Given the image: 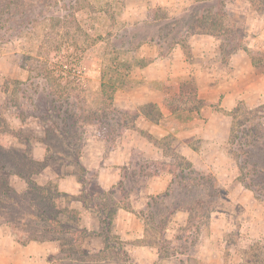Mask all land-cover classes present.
<instances>
[{
	"label": "rangeland",
	"instance_id": "rangeland-1",
	"mask_svg": "<svg viewBox=\"0 0 264 264\" xmlns=\"http://www.w3.org/2000/svg\"><path fill=\"white\" fill-rule=\"evenodd\" d=\"M129 1L0 0V159L7 162L5 169L0 167V222L21 243L58 241L64 264H98L104 255L84 250L88 234L80 227L81 214L100 212L101 206L106 215L118 200L124 208L131 206L144 177L166 173L171 195L151 210L146 240L159 247L165 262L203 264L214 236L218 240H212L213 246L225 251L221 260L216 257L218 262L264 264V193L258 188H264V182L256 176V183L261 181L257 190L247 187L240 160L244 152L251 164L260 160L264 112L250 111L242 103L233 111L229 158L218 161V172L215 165L196 169L172 140L158 141L147 125L142 129L139 117L159 120V112L152 106L122 109L115 97L120 92L127 98L126 92L137 87L132 72L151 62L153 51L162 57L180 44L190 55L184 27L193 18L129 28L123 22ZM194 11L205 13L206 20L191 25L193 32L223 41L221 53L228 59L257 37L264 0H216ZM119 78L123 84L114 90ZM181 85L186 93L179 98L185 105L180 121L184 130H191V118L200 107L196 84L189 79ZM163 125L171 133L181 130L177 119ZM127 130L148 137L163 155L158 160L138 156L122 172L116 196H103L98 167L107 164ZM250 139L252 147L245 151ZM181 172L189 173L187 182L194 185L184 186L177 177ZM213 182L216 191L210 190ZM180 211L187 214V224L175 225L173 216ZM51 218L56 223L51 224ZM169 228L176 239L166 238ZM117 256L128 260L125 254Z\"/></svg>",
	"mask_w": 264,
	"mask_h": 264
},
{
	"label": "crops",
	"instance_id": "crops-1",
	"mask_svg": "<svg viewBox=\"0 0 264 264\" xmlns=\"http://www.w3.org/2000/svg\"><path fill=\"white\" fill-rule=\"evenodd\" d=\"M210 1L216 0H130L123 22L129 28L139 25L156 27L163 22L178 21L181 17H193L195 7ZM260 19L261 25H258L254 41H245L244 47L234 51L228 59L221 53L223 41L198 31L187 36L190 55L180 44L162 57H157L153 51L149 56L154 59L132 72L137 87L129 89L126 92L128 97L124 99L120 92L117 93L116 105L122 109L138 110L145 106L154 107L159 112V120L141 115L137 124L142 129L149 128V133L158 141L172 140L171 145L196 169L204 170L215 165L214 170L218 172V161L223 163L229 158L226 147L231 140L233 111L242 103L250 111L264 112V15ZM256 27L257 24L252 25L251 31ZM189 79L196 84L200 107L191 118L195 127L184 130L185 124L180 118L185 105L179 98L186 93L181 83ZM169 118L179 121V132L171 133L168 127H164L163 122ZM162 155L163 150L155 142L137 131L127 130L110 151L107 164L98 167V184L109 192L121 183L122 172L138 156L158 160ZM61 184L66 190L65 183ZM170 185L171 177L166 173L144 177L143 184L131 196V210L119 207L109 231L105 230L101 212L82 213L80 227L88 234L83 243L85 252L104 255L98 264H170L161 258L159 247L146 241L147 224L139 216L149 199L166 193ZM173 217V224H187L188 216L184 212L180 211ZM167 232L168 240L175 238L173 229L169 228ZM213 239L218 240L214 236L209 239L204 252L207 256L201 258L203 264H223L220 260L225 251L215 242L214 247ZM59 251L58 241L22 244L15 239L11 228L0 222V264H64ZM121 254L127 255L128 260L117 256ZM216 257H219V262Z\"/></svg>",
	"mask_w": 264,
	"mask_h": 264
},
{
	"label": "trees",
	"instance_id": "trees-1",
	"mask_svg": "<svg viewBox=\"0 0 264 264\" xmlns=\"http://www.w3.org/2000/svg\"><path fill=\"white\" fill-rule=\"evenodd\" d=\"M196 15H197V18H196ZM196 15H193L192 21L189 22L186 27H184V30L186 32V35L185 36H189L194 31L193 27L191 26V24L193 23V21L196 22V23H200L202 21V19L203 20H206L205 13L204 14L201 13V15H198V13H197ZM194 18H196V19H194ZM176 22H179V20L176 21ZM3 40H4L3 35L0 33V41H3ZM122 80L123 79H120L119 78V80L117 81V82H119L118 83V86L115 85V87H114L115 89L114 90L118 89V87L120 86V84L122 86V84H123V81ZM256 135H258V134H256ZM260 140L264 141V139H262V137L261 138L259 137V140L258 141H260ZM233 141H235V140H233ZM247 142L248 143H244V150L245 151L247 149H250L252 147V139H250ZM262 147H264V146H259L258 147V155L260 157V160L258 159L259 161L257 160L256 162H254V163L251 164L250 161H249V158H248L249 157V153L248 152L247 153H245V152L242 153V155L240 157L241 166H242L243 171H244L243 174H245V176H246L245 179H247V182H245V184H246L247 187L249 186L251 189L252 188H256V190H257V186L256 185H257V183L260 180H258V182L256 183L255 180L258 179L256 176H261L262 177L261 178L262 179V182H264V150L262 149ZM6 160H10V159H6ZM0 164H3L2 166H0V167H2L1 169H5L7 162L6 161H2L0 159ZM193 172H195V170H193ZM188 174L189 173H182L181 172V174L177 175V177H179L180 181L182 183H184V186L194 185L191 182H187V178H189L188 177L189 176ZM119 185L118 186H114L109 192H106L103 189H101L102 190V195L107 197V196H109V194H114V196H116L117 193H115V192H116V189H120ZM258 185H261V184H258ZM261 186H263V185H261ZM217 187H218V184L215 183V182H213V185L210 186V190L216 191ZM258 188H260L262 190L261 191L259 189L261 191V193L262 192L264 193V188L263 187L262 188L261 187H258ZM170 195H171V192L169 191V192H167V193H165L163 195H159V196L152 197V198L149 199V201L147 202V205L145 206V208L143 210H141V212L139 213V216L145 220V222H146L147 225H148V221L150 219L151 220L153 219V217H152L153 215L151 213V210L154 209V206L155 205L157 206L160 203L165 202L166 199H168L170 197ZM121 203H122L121 200L116 201V203L111 207V209L109 210V212L106 215L104 214V208L101 207V206H97V208L99 209V211L102 212V220H103V224H104L105 230H107V229H108V231L110 230V226L112 224V220L114 218V215H115L117 209L119 207H122ZM122 208H124V207H122ZM125 209L126 210H131V206L130 205H126L125 206ZM190 209H191V206H190ZM112 212H113L114 215L113 214L112 215L110 214ZM49 221H50L51 224H54V223H56L57 220L51 218ZM22 244H25V243L22 242Z\"/></svg>",
	"mask_w": 264,
	"mask_h": 264
}]
</instances>
